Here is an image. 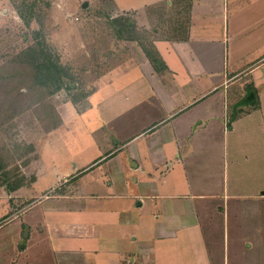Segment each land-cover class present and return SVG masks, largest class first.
Wrapping results in <instances>:
<instances>
[{"label": "crops", "instance_id": "1", "mask_svg": "<svg viewBox=\"0 0 264 264\" xmlns=\"http://www.w3.org/2000/svg\"><path fill=\"white\" fill-rule=\"evenodd\" d=\"M110 4L137 29L179 9L152 43L159 64L129 37L86 111L47 133L95 114L96 158L41 163L40 142L29 184L0 186V264H264V0Z\"/></svg>", "mask_w": 264, "mask_h": 264}, {"label": "rangeland", "instance_id": "2", "mask_svg": "<svg viewBox=\"0 0 264 264\" xmlns=\"http://www.w3.org/2000/svg\"><path fill=\"white\" fill-rule=\"evenodd\" d=\"M177 9L156 7L152 9L157 15L155 25L137 29L127 20L130 16L114 21L110 0H0V186L13 190L20 182L29 184L25 174L32 169L26 167L40 142L45 143L40 145L41 163L49 164L50 151L57 160L96 158L95 149L88 145L90 136L82 128L96 129L95 114L83 112L70 119L66 130L73 129L72 133L64 130L48 141L47 133L61 124L60 112L68 111V106L86 111L87 98L102 75L133 52L128 45L134 43L126 41L129 37L144 51L152 50L157 38L172 33L168 16ZM186 17L183 14V22ZM119 30H124L121 35ZM40 50L61 68L60 89L54 76L38 66L43 62ZM11 196V206L17 204L18 209L32 200Z\"/></svg>", "mask_w": 264, "mask_h": 264}, {"label": "trees", "instance_id": "3", "mask_svg": "<svg viewBox=\"0 0 264 264\" xmlns=\"http://www.w3.org/2000/svg\"><path fill=\"white\" fill-rule=\"evenodd\" d=\"M22 16H23V18H25V15H23L22 14ZM112 24H110V25H112L113 26V21L111 22ZM122 29H124V28H122ZM122 31H124V30H122ZM120 32V30H119V35H121L123 32ZM40 52H41V54L43 55V62H41L40 64H38V66L40 67V68H42L43 70H46V71H48V72H46V74L48 73L49 75H52V76H54V82H56L57 83V85H56V89H60L61 88V86H62V84H61V79H60V77L57 75V73L60 75V73H61V68L59 67V70H58V68H57V64L52 60V58H51V56L49 55V54H47L46 52H44L43 50H40ZM144 52L146 53V55L148 56V58L152 61V62H154V63H156V64H159L160 63V61L158 60V58L156 57V55H155V52H154V50H153V48H152V50H148V49H145L144 48ZM159 66V65H158ZM56 70V71H55ZM57 71H59V72H57ZM56 72V73H55ZM44 84H45V82H43ZM58 126V125H57ZM56 126V127H57ZM55 128V127H54ZM21 183V184H20ZM20 183H18L16 186H12V189L14 190V189H16L17 187H20L22 184H23V182H20ZM11 189V188H10Z\"/></svg>", "mask_w": 264, "mask_h": 264}]
</instances>
